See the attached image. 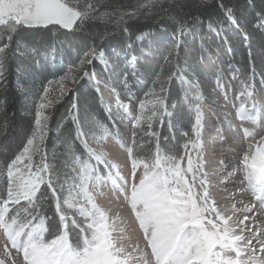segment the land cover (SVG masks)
Returning a JSON list of instances; mask_svg holds the SVG:
<instances>
[{
    "label": "snow or ice",
    "instance_id": "snow-or-ice-1",
    "mask_svg": "<svg viewBox=\"0 0 264 264\" xmlns=\"http://www.w3.org/2000/svg\"><path fill=\"white\" fill-rule=\"evenodd\" d=\"M189 7L188 0H0V82L14 58L30 60L43 77L31 135L0 160V264H264V69L257 76L250 61L231 78L214 73L205 93L198 67L179 63L180 38L196 31ZM218 7L240 29L235 9L223 0ZM255 19L264 30V13ZM150 20L177 25L176 39L167 70H154L142 95L128 82L140 79L134 55L111 61L95 40L65 46L52 35L37 45L23 35L91 25L96 39L121 32L143 42L151 32L133 33L130 24ZM94 62L110 79L128 77L120 91L108 89L111 102L89 70ZM81 81L101 93L111 123L82 117L74 99L67 136L60 133L49 153L48 110ZM221 113L235 147L210 168L206 123Z\"/></svg>",
    "mask_w": 264,
    "mask_h": 264
},
{
    "label": "trees",
    "instance_id": "trees-1",
    "mask_svg": "<svg viewBox=\"0 0 264 264\" xmlns=\"http://www.w3.org/2000/svg\"><path fill=\"white\" fill-rule=\"evenodd\" d=\"M188 2L190 7L185 9V11L189 13V27L193 26V21H195V25H199L202 29L209 23L211 28L207 32L210 38L215 41L219 39L222 33V26L230 27L231 24L223 20L222 10L218 7V0H188ZM223 2L235 9L241 25L240 29H236L234 35L225 31L226 37L230 38L229 41L232 47L230 51L236 54L235 57L237 53L242 54V61L236 58L239 63L238 67L244 66L245 69L243 67V71L246 72L251 66V61L255 65V69H260L264 63V30L255 27L257 23L255 18L264 13V0H223ZM130 27L133 33H136L137 30H147L153 32L155 35L148 40L138 42L135 40L134 35L129 39L121 32H114L106 34V37L101 40L96 39L97 28L91 25L83 32L60 30L59 33H49L44 30L39 32L29 30L25 31L23 35L27 41H34L37 45L48 41L52 35H56L59 41H64L65 46L83 47L85 43L91 44L95 40L104 50L106 56L114 54L115 51L117 53H124V56L126 54L138 56V54H141L142 49L149 48L147 44L149 45L151 41L155 42L156 40L158 42V38L164 39L165 37H174L176 39L173 33L177 25L168 23L167 21L164 23L153 20L146 23L144 21L132 22ZM241 32L248 33L247 40L243 38L240 34ZM183 37L180 38L179 63L185 62L188 57L185 43H182ZM129 44L132 45L131 49L128 48ZM234 44L237 46H234ZM194 45L197 46V43L195 44L194 42ZM162 48H165V46H162ZM151 60H155L157 67L161 66L164 62L158 54L154 55ZM23 69L31 72L36 81L41 83L43 79V77L32 73L30 60L14 58L9 61L6 80L0 82V160L4 159L3 153H7L10 156L17 152L31 135L34 128L32 111L29 110L25 101V93H23L18 85V79L21 75L20 71ZM89 70H94L104 77L106 75L104 67L98 62H94ZM143 72H146V70ZM140 76H142L141 73ZM76 89L78 91H73V93L66 95L51 111L49 133L45 141L49 153L53 150V145L60 133H64L67 136L71 123L65 120V117L74 99L78 100L82 117L90 114L99 120L111 123L108 121L107 113L100 103L101 96L95 91L92 82L81 81ZM176 91V86H173L174 98ZM184 130L187 131L189 129L185 128Z\"/></svg>",
    "mask_w": 264,
    "mask_h": 264
},
{
    "label": "rangeland",
    "instance_id": "rangeland-1",
    "mask_svg": "<svg viewBox=\"0 0 264 264\" xmlns=\"http://www.w3.org/2000/svg\"><path fill=\"white\" fill-rule=\"evenodd\" d=\"M195 29V33H188L183 37L184 40L182 41V43H185L188 57L185 62H181L180 65L181 67H185L187 64L193 63L198 67V73L200 75L205 93H207L212 87H214V73L223 75L225 78H231L234 73L238 74L237 70H239V72H244L243 70L245 69V67H238L239 63L237 62V59L242 61V54L237 53V56L235 57L236 54H234L233 51H230L232 50L231 42L229 41L230 38L226 37L227 35L225 34V31H227L231 33V35H234L236 28L233 25H230V27L222 26V33L220 34L219 39L216 41L212 40L208 35L207 31L210 29L209 23H207L203 29L199 25H195ZM154 35L155 34L151 32L150 38L154 37ZM174 41V37H165L164 39L158 38V42H156V40L155 42L151 41L149 45L147 44V47L149 48L142 49L141 54H138V56L134 55L137 58L138 67L140 68V73L142 75L140 76L139 80L131 79V81H128L130 86L136 85V87L132 88V91L134 93H136L137 95H142L140 89L144 84L150 82L154 70L159 71L161 67L167 70L168 65L165 62V57L168 55L169 51L173 49ZM194 42L195 44L197 43V46L194 45ZM162 46H165V48H162ZM234 46L237 45L234 44ZM116 54L117 52L112 54V56L107 57L109 58V60L115 61ZM118 54L121 58L124 57V53ZM157 54L161 57L162 61H164L163 64L158 67L156 66L155 60H151L152 57ZM116 62L120 63L121 68L124 67V64L121 61ZM100 64L104 67L102 63ZM262 69H264V63L260 69H255L257 76ZM144 70H146V72H143ZM20 73L21 75L18 79V85L23 93H25V101L29 107V110L32 111L31 113L33 114V117L35 119V109L38 103V100H36V95L41 87V83L39 81H36L31 72H29L28 70L23 69L20 71ZM97 74L98 79L101 81V93L105 96V101L108 102H111L113 100V97L108 89L115 88L117 91H120L121 84L124 80L128 79L127 75L120 76L117 74L110 79L109 77L111 74L108 72H105V77L99 73ZM78 85H70V87L76 89ZM125 102L127 101L125 100ZM48 111L51 115L52 109H49ZM223 118L224 114L221 113L220 119H216L212 116L208 117L207 119V122L214 130V135L219 136V134H222V137L219 136L222 139L219 138L220 142L217 143L216 149H213V153L217 155V159H221L225 156H231L232 152L230 150V146L235 147V145L232 144L231 133L228 131L227 126L220 123V120H222ZM122 131L125 136H127V129L123 128ZM205 136V138H207V135ZM112 151L113 155L118 156L120 160H123V155L117 152V149L114 145L112 146ZM229 167L231 169L233 166L230 165Z\"/></svg>",
    "mask_w": 264,
    "mask_h": 264
},
{
    "label": "bare ground",
    "instance_id": "bare-ground-1",
    "mask_svg": "<svg viewBox=\"0 0 264 264\" xmlns=\"http://www.w3.org/2000/svg\"><path fill=\"white\" fill-rule=\"evenodd\" d=\"M103 95V94H102ZM104 96V95H103ZM105 97V96H104ZM211 126L209 125V123L207 122L206 123V130H205V133H207L208 134V138H211V137H213L214 139H213V141H212V143H207V144H205V151H206V154H207V158H208V160H209V167L211 168V167H214L215 166V164H216V162L219 160V159H217V155H215V153H213V149L215 148L216 149V145H217V143H219L220 142V139H222L221 137H222V134H219V136H221V137H219V136H215L214 134V131H211ZM208 138H206V142H207V140H208ZM220 138V139H219ZM214 149V150H215ZM217 151V150H216ZM114 154H115V152H114ZM119 157H120V155H119ZM101 203H103V204H108V201L107 200H102L101 201Z\"/></svg>",
    "mask_w": 264,
    "mask_h": 264
}]
</instances>
